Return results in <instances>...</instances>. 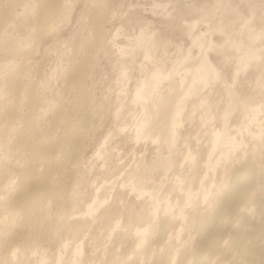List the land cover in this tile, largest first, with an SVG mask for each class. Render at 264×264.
<instances>
[{"label": "rangeland", "instance_id": "rangeland-1", "mask_svg": "<svg viewBox=\"0 0 264 264\" xmlns=\"http://www.w3.org/2000/svg\"><path fill=\"white\" fill-rule=\"evenodd\" d=\"M107 2L111 3L115 14L106 24L107 33L100 48L90 57L85 85L80 88L68 83L64 76L70 70L71 58L79 60L84 51L81 47L75 49L73 42L87 36L83 34L87 29V13ZM0 3V11L5 10L6 0ZM25 9L16 7L13 20L16 21V16L19 19L12 21L15 34L0 40V167L9 168L0 188V239L2 228L12 216L7 207L22 171L18 162L23 150L15 144V138L17 128L22 126L21 118L27 116V108H21L13 125H9L4 111L5 101L15 100L14 95L6 92V81L15 74L18 63L25 62V72L20 76L23 88L36 86L42 94L39 128L42 134L48 133L51 140H61L65 133L63 124L53 128L58 111L68 112L69 105L80 95L89 107L90 136L83 147L75 177L70 180L75 208L72 203L64 208L70 230L67 235L61 232L65 239H70L74 249L79 238L85 243V263L95 256L102 257L104 264H114L111 259L116 261L129 254L118 242L123 239L134 242L133 249L139 247L138 236L150 234L156 221L149 193L160 190L157 196H162L179 185L181 177L185 180L194 177L198 183L193 184L192 190L176 189L182 202L172 207L176 215L182 213L189 217L194 201L204 193L208 196L207 202L201 203L203 208L208 202L215 203L219 192L224 190L226 176L248 152L253 151L257 160L264 162V0H67L61 10L63 14L60 12V16L63 15L60 23L38 40L25 33L28 30L25 23L31 15L22 14L21 10ZM159 46L162 49L158 50ZM194 65L196 71L192 73ZM144 76L148 78L145 81ZM154 76L159 77V82L154 78L152 83L150 77ZM156 81L163 84L153 92L152 98L161 97L164 102L150 119V134L137 140L132 134V124L140 118L145 105L153 108L152 98L141 99L137 94L142 90L140 94H148L146 89ZM76 85L80 89L79 96ZM186 89L193 95L181 98L182 104L185 100L181 123L177 127V142L171 147L168 136L171 135L172 112L182 94H187ZM212 109L221 123L215 121L216 137L208 139ZM227 111L231 112L225 129ZM210 120H214L212 116ZM223 130L229 136L220 142L217 134ZM189 144L197 154L188 151ZM169 157L172 162L168 163ZM203 172H207L205 178ZM140 181H144V189L148 191L143 195L133 186L135 182L140 185ZM117 211L122 214L119 222L124 227L116 230V238L108 240L105 233L112 222L108 217L115 215V219ZM54 214L50 210L45 215L51 226L58 225L61 218L60 214V217ZM179 219L170 218L176 234L167 235L164 246L153 247L156 257L164 252H191L193 247L186 238L185 226L183 223L176 226ZM88 223L96 240L83 232ZM76 226L81 227L77 234L73 232ZM53 237L51 242L41 245L29 241V245H36L31 251H42L46 259H53L62 247L55 240L57 236ZM95 242L99 245L96 252ZM103 247H108L105 254L101 253ZM20 251L16 243L8 246L0 241V264L24 262L27 257ZM29 256V264H42L34 258L37 252H29ZM134 260L130 255L125 264ZM176 262L174 260L173 264ZM48 263L50 260L44 261Z\"/></svg>", "mask_w": 264, "mask_h": 264}, {"label": "bare ground", "instance_id": "bare-ground-1", "mask_svg": "<svg viewBox=\"0 0 264 264\" xmlns=\"http://www.w3.org/2000/svg\"><path fill=\"white\" fill-rule=\"evenodd\" d=\"M66 4L67 0H6V4L4 5L5 10L0 11L2 12V14H0V40L2 38L5 39L8 35L15 34V31H13L14 29H12V25H14L12 21H15L13 18L16 14L17 6H21L23 9L26 8L23 11L21 10V13L23 12L22 14L26 16L31 14L28 19L29 21L22 15L21 18H24L25 21H27V23H24L28 25L27 32L24 30L22 31L34 38V40H38L48 29L51 30L58 25L61 19L60 17H63V15L60 16V12ZM26 12L28 13L26 14ZM114 12L111 3L107 2L102 5L100 3V5L94 6L93 9L87 13V29L86 32L84 31L83 33H86L87 36L78 37V39L76 38L77 40L74 39L76 42H73L75 43V49L81 47L84 48V51L79 60L75 57L71 58L70 70L64 75L68 83L77 84L80 88H83L85 85L90 57L100 48L102 40L107 33L106 24L114 17ZM16 17L18 18V16ZM16 17L15 19L17 21ZM25 24L24 26L26 27ZM160 47L161 46H159L158 50L162 49ZM204 62L206 64L207 61ZM24 65L25 62L18 63L15 74L6 81L8 83L6 92H9L10 95H14L15 97L13 102H10V100L5 101V106L3 105L9 125L14 124L22 107L27 108V116L21 118L22 126L17 128L15 144L21 146L23 150V153L19 156L20 161L18 162L22 167V171L15 186L13 197L7 207V211L11 213L12 216L10 221L2 228L0 241L5 244L8 243V246L12 243H16L21 250L20 252L29 258L28 260L26 258L24 262H20L19 264H29V252H31V254L37 252L38 256L34 258L42 264H44L46 260H50L48 264H86L88 262L89 264H104L102 257L99 259V257L95 256H88L89 259L85 263V243L79 238L80 240H77L79 244L74 249V245L69 243L70 239H65L63 235H61L63 231L67 235L70 230L68 226L69 223H67L69 218L68 215L66 216L64 208L68 206L69 203H72V208L74 207L75 198L73 196L74 194H72L73 192L70 191V180L75 177L77 165L82 160L83 147L85 143L88 142L87 140L90 136L92 116L88 111L89 107L87 102L85 98L81 97V95L79 96L80 89L76 85L79 90L75 92L78 93L79 97L77 96L78 98L69 105L68 112L60 110L53 119V128L55 125L57 126V124L64 125V136L61 140H51L52 137L48 135V133L42 134L39 128L38 116L40 114V103L42 100L41 92L36 86L23 88L20 76L25 72ZM165 65L166 64L163 63L162 67H165ZM195 65L191 69L192 73L196 71ZM154 75L156 76V73ZM155 76L153 78L150 77L152 83L154 78H157L156 80L159 82V77ZM196 76L197 75H195V77ZM146 77L147 76L143 77L144 81L148 79ZM205 80L206 79L203 80L204 83ZM147 81L148 83L150 82L149 80ZM157 81L156 83L154 82L153 85L150 83L152 87H150V89L148 88L149 90L146 89L148 94L146 91V94H143L144 92L140 94L142 90L139 95L137 94V97L141 99L144 98L145 100L151 99L153 92L157 90L160 84H163H159ZM207 83H209V81H207ZM72 87L73 89L75 88L74 86ZM186 90H188L187 94H182L172 112L173 114L170 120L171 135L168 136V141L171 142L169 145L171 147L177 142V127L181 123L180 114L185 103V100H183L182 104L181 98L185 96V99H187L186 96L189 97L193 95L190 89ZM193 92H196V89L193 90ZM137 97L136 99H138ZM4 98L8 100L6 97ZM2 102L4 103L3 100ZM163 102L164 98L161 97L153 99L151 103V106H153L152 109L149 108L148 105H145L142 109L143 113L140 114V118L132 124V134L137 140L145 138L150 134V119L154 117L156 109L159 108ZM144 104H146V102H144ZM230 112L227 111L226 116H224L225 120L230 115ZM211 116L214 120H210ZM218 119V114L216 115L214 111L209 115L208 120L211 122H209L210 124L207 127L209 135L206 137L208 139H212L214 136L216 137L215 132L217 127H214L218 123ZM215 121H217V123H215ZM227 122L228 119L225 122V129L227 128ZM1 126L4 125L2 124ZM6 130L7 129H5V131ZM224 130L221 134H217V139L220 140V142L225 141L227 136H229ZM187 149L191 153L197 154V151L194 150V152L191 145ZM253 153V151H250L240 162L236 161V164L232 167L231 173L228 177L226 176L227 179L224 180L225 182L223 181V185H225L224 190L219 192L215 203L208 202L203 208L201 203L207 202L208 196L207 192L204 193L199 200L194 201L195 203L193 202V212L189 217H186L187 214L184 215L182 213L176 215L175 212L172 211V207L182 202V199L176 194V189L182 187L187 190H192L191 187L193 184L198 183L194 180V177H191L189 180H185L181 177L179 179L180 184L173 186L169 192H164L162 196H157L160 190L149 193L148 197L153 198L150 204L152 205V214H154V219L156 220L155 224L151 226L152 229L150 230V234L147 233L142 237L138 236L139 247L137 249H133L135 246L134 242L132 243L126 239L118 241L121 247H124V250L128 251L129 254L123 255L118 259L119 261H115L114 258L111 259V261H114V264H125L130 255H133L135 260L129 264H173L174 260L177 261L176 264H264V162L257 160ZM169 162H172L171 157L168 158V163ZM8 171L9 168L7 166L0 167L1 189L3 181L7 179L6 175ZM202 174H204V178L207 176V172H203ZM140 183L141 184L138 185L137 182H135L133 186L136 185L135 188L137 187V190L141 191L140 194L143 195L148 191L144 189L146 188L144 181H140ZM135 188L132 187L133 190ZM50 210L55 213L54 215H61V218H58V225L51 226L48 224L45 215ZM116 215L118 217L116 216L115 219V215L108 217V219L112 220L111 224L107 225L108 230L105 233V237L108 238V240L116 238V230L124 227V225L119 222V219L122 218V214L117 211ZM97 217L99 218L100 216H95V218ZM172 217H175V219L180 217L176 226L179 224L182 226L183 223L186 229V238L193 248L191 252L188 253L184 251H171L169 254L168 252H164L161 256L156 257L152 251L153 247L164 246V239L166 236L176 234L173 232V222L170 220ZM85 225L86 224H82L81 226L84 227ZM90 226L91 224L88 223L84 228L85 230L83 232H85V234H93L89 231ZM78 227L80 226H76L73 229L75 234L81 230V227ZM153 232H156L157 235H153ZM85 234L84 236H86ZM53 236H57L55 240L62 246L54 254L53 259L51 257L46 259L42 251H31V248L36 245H29V241L34 240L33 243L39 242L41 245L46 242H51ZM177 237L180 238L179 234H177ZM81 238H83V235ZM91 238L96 240L95 238H97V236L94 234ZM145 242L146 244H144ZM98 247V243L95 242L94 252H96L95 249ZM107 248L108 247L101 248V253L105 254ZM164 250H168V248ZM15 256L16 254H14L12 259H14ZM114 256L117 257L116 254H114ZM81 259L83 260L82 263ZM150 259H153L151 263H149Z\"/></svg>", "mask_w": 264, "mask_h": 264}]
</instances>
